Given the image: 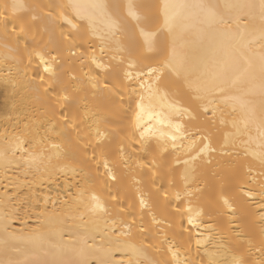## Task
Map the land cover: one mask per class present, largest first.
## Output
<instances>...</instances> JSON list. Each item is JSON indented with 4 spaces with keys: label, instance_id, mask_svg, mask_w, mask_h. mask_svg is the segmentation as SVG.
Here are the masks:
<instances>
[{
    "label": "snow or ice",
    "instance_id": "obj_1",
    "mask_svg": "<svg viewBox=\"0 0 264 264\" xmlns=\"http://www.w3.org/2000/svg\"><path fill=\"white\" fill-rule=\"evenodd\" d=\"M0 78V160L71 174L0 264H264V0H0Z\"/></svg>",
    "mask_w": 264,
    "mask_h": 264
},
{
    "label": "bare ground",
    "instance_id": "obj_2",
    "mask_svg": "<svg viewBox=\"0 0 264 264\" xmlns=\"http://www.w3.org/2000/svg\"><path fill=\"white\" fill-rule=\"evenodd\" d=\"M234 4H244L252 2V0H231ZM35 70V64L32 66ZM15 71V69H13ZM18 99V98H17ZM12 99H6V92L2 78H0V131L4 130L5 124L11 128L12 123L17 119L18 113L12 111ZM22 114V113H21ZM11 117L10 121H6L5 117ZM3 142L0 141V148ZM17 157L20 153L17 152ZM66 180L71 181V174L65 176L62 173H56L49 176L35 171V168L29 173H26L23 161L17 164L15 161L9 165H5L0 160V240L4 238V220L7 217L9 223V232L20 234L21 229L25 233L36 227L39 223L38 214L42 210L47 212L53 211V200L56 201L55 211L59 213L62 208V201L68 199V193L65 190ZM74 192V189H70ZM48 197V203L45 207L44 198ZM259 200V197H257ZM35 206V207H33ZM25 208L31 213L30 216H25ZM18 215L14 214L17 213ZM207 221V217L204 218ZM27 221V223H21ZM76 223H79L77 221ZM52 227L59 231L61 228H72V236H65L64 240L72 241L75 239L78 242L79 236L84 235L82 229H76L72 221H67L60 224L56 221L52 222ZM103 233H88V243L95 245L107 246V240H102ZM192 256H196L195 245H193ZM114 259H119L118 253L113 254ZM95 264V261H93Z\"/></svg>",
    "mask_w": 264,
    "mask_h": 264
}]
</instances>
